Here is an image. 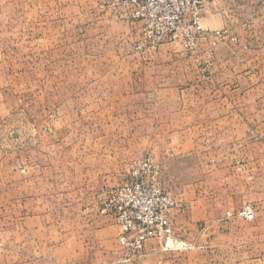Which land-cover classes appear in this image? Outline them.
<instances>
[{"label":"crops","instance_id":"0c3cea01","mask_svg":"<svg viewBox=\"0 0 264 264\" xmlns=\"http://www.w3.org/2000/svg\"><path fill=\"white\" fill-rule=\"evenodd\" d=\"M202 4L203 28L226 35L200 38L194 51L166 40L149 62L128 35L112 37L110 101L56 103V117L40 123L49 133L35 132L26 108L9 107L11 74L0 59V207H9L11 253L49 264H225L209 261L210 246L177 244L203 222L197 236L215 237L217 253L219 239L231 240L228 264H264V15ZM130 26L139 34V23ZM143 157L161 167L174 200L167 220L186 228L123 263L119 230L98 208ZM243 206L253 221L226 219Z\"/></svg>","mask_w":264,"mask_h":264},{"label":"rangeland","instance_id":"374dc122","mask_svg":"<svg viewBox=\"0 0 264 264\" xmlns=\"http://www.w3.org/2000/svg\"><path fill=\"white\" fill-rule=\"evenodd\" d=\"M220 1L234 5L236 15L243 19L264 15V0ZM130 10L125 0H0V59L11 74L9 107L14 108L16 103L26 108L28 118L38 125L35 132L44 133L47 127L42 128L40 123L46 116L47 120L56 117V103H108L111 85L107 83L112 81L114 62L105 60L110 39L128 35L134 46L139 37L138 30L130 26L137 22L131 19ZM14 122H20V118H14ZM8 213V206L0 207V264H49L42 255L10 252L12 223ZM184 226L181 222L172 224L173 235L180 236ZM205 229L203 222L194 223L187 230L192 241L180 236L177 244L210 246V262L231 263V240L219 239L224 243L217 253L215 237L209 243L202 235L197 236Z\"/></svg>","mask_w":264,"mask_h":264},{"label":"built area","instance_id":"2783aa9c","mask_svg":"<svg viewBox=\"0 0 264 264\" xmlns=\"http://www.w3.org/2000/svg\"><path fill=\"white\" fill-rule=\"evenodd\" d=\"M131 19L140 23V33L133 52L149 62L166 40H179L182 48L194 51L200 38L217 39L225 31H208L200 23L201 0H125ZM232 41L236 39L232 38ZM215 46V42L211 43ZM162 169L149 157L129 166L127 181L107 190L98 208L100 216L109 217L118 228L122 261L137 257L147 241L173 236L166 214L175 205L161 186ZM226 219L253 221L254 211L243 206L225 214Z\"/></svg>","mask_w":264,"mask_h":264}]
</instances>
